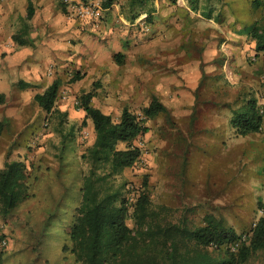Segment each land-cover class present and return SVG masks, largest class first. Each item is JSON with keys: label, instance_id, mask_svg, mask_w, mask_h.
Wrapping results in <instances>:
<instances>
[{"label": "rangeland", "instance_id": "374dc122", "mask_svg": "<svg viewBox=\"0 0 264 264\" xmlns=\"http://www.w3.org/2000/svg\"><path fill=\"white\" fill-rule=\"evenodd\" d=\"M211 3L207 18L187 0H154L152 19L141 13L132 22L128 0L110 9L100 0H0V170L18 160L30 173L29 198L11 218L0 213V264H78L64 248L78 208L114 193L116 204L132 203L145 182L172 221L196 225L212 214L245 237L264 215V123L246 136L231 123L253 98L264 116V54L236 33L264 22V9L252 0ZM80 6L92 12L82 16ZM55 80L50 114L35 95ZM88 92L115 121L126 107L143 115L153 96L166 106L147 133L118 144L142 149L133 166L115 171L88 151L94 126L79 108ZM244 264H264V250Z\"/></svg>", "mask_w": 264, "mask_h": 264}, {"label": "trees", "instance_id": "16d2710c", "mask_svg": "<svg viewBox=\"0 0 264 264\" xmlns=\"http://www.w3.org/2000/svg\"><path fill=\"white\" fill-rule=\"evenodd\" d=\"M213 0H187L190 8L207 18L213 17ZM220 1V0H216ZM118 0H100L101 7L110 9ZM134 11V22L141 13L152 19L154 0H128ZM255 10L264 9V0H252ZM155 8V7H154ZM34 14L29 7V17ZM254 45L256 56L264 54V22L258 19L243 24L236 30ZM17 35L14 40L25 41ZM123 64L125 54L115 55ZM80 78V73H76ZM59 81L55 80L43 92L35 95L39 106L52 114L58 99ZM92 92L83 93L79 99L86 118L93 122L95 142L88 151L97 161H106L115 171L131 167L140 158L142 149L128 145L119 149L121 142L131 143L149 131L147 120L167 110L158 96H153L149 105L139 115L124 108L121 117L115 121L110 114L93 105ZM6 101L0 92V103ZM232 125L240 135L259 132L264 123L263 112L256 98L236 109ZM2 127H0V130ZM138 192L134 201L123 198L116 204L118 194H110L92 203H83L73 215L69 231L70 245H65L78 264H244L257 252L264 250V215L246 233L238 234L226 226L221 219L207 214L201 224L192 225L185 217L172 221L163 216L166 206H155L147 190ZM30 196V173L25 163L11 160L0 170V213L11 218L14 211ZM131 208L133 209L132 211ZM133 219V226L128 219ZM234 247V248H233ZM3 253L0 250V261Z\"/></svg>", "mask_w": 264, "mask_h": 264}, {"label": "crops", "instance_id": "0c3cea01", "mask_svg": "<svg viewBox=\"0 0 264 264\" xmlns=\"http://www.w3.org/2000/svg\"><path fill=\"white\" fill-rule=\"evenodd\" d=\"M31 5L33 6L32 3H31ZM31 5H30V6H31ZM39 6H41V7H40V8H37V10H36V13H37V14H41V11H42V10H45V8H43V6H42L40 3H39ZM33 9H34V8H33ZM34 13H35V12H34ZM14 36H15V35H13V37H12L13 40H14ZM15 41H16V40H15ZM16 42H17V41H16ZM19 44H20V43H19ZM25 44H26V42H25ZM25 44H21V45H25ZM23 47H24V46H23ZM23 50H24V48H23ZM50 59H52V58L49 57V55H48V56H46V58H45L44 60H50ZM53 59H54V58H53ZM42 60H43V59H42ZM44 60H43V61H44ZM38 62H39V61H38ZM41 63H42V62H41ZM50 85H51V82L49 83V85L47 86V88H48ZM47 88H46V89H47ZM46 89H45V90H46ZM45 90H44V91H45ZM0 92H1V93H2V92H5L4 87H3V88L0 87ZM42 93H43V92H42Z\"/></svg>", "mask_w": 264, "mask_h": 264}, {"label": "built area", "instance_id": "2783aa9c", "mask_svg": "<svg viewBox=\"0 0 264 264\" xmlns=\"http://www.w3.org/2000/svg\"><path fill=\"white\" fill-rule=\"evenodd\" d=\"M65 1H67V0H65ZM78 12H79L82 16H85V15H88L89 13H91L92 11H91L90 7L80 6V7L78 8ZM261 112H263V110H262ZM233 248H234V247H233Z\"/></svg>", "mask_w": 264, "mask_h": 264}]
</instances>
